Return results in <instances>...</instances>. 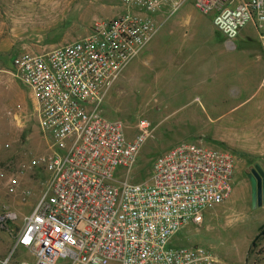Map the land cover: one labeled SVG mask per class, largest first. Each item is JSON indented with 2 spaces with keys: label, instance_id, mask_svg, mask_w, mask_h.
<instances>
[{
  "label": "built area",
  "instance_id": "built-area-1",
  "mask_svg": "<svg viewBox=\"0 0 264 264\" xmlns=\"http://www.w3.org/2000/svg\"><path fill=\"white\" fill-rule=\"evenodd\" d=\"M119 1L123 10L95 19L86 36L13 58L47 140L37 163L48 176L16 236V245L31 249L35 260L9 256L2 264H222L211 249L173 245L172 239L230 197L235 156L181 141L154 159L148 179H137L133 169L152 134L150 120L140 118L138 133L128 138L124 122L101 109L110 87L157 33V16L185 0ZM194 2L213 16L229 46L250 24L264 44V0ZM0 180L11 193L27 192L15 174L1 170ZM18 219L5 208L0 228L13 232Z\"/></svg>",
  "mask_w": 264,
  "mask_h": 264
},
{
  "label": "rangeland",
  "instance_id": "rangeland-1",
  "mask_svg": "<svg viewBox=\"0 0 264 264\" xmlns=\"http://www.w3.org/2000/svg\"><path fill=\"white\" fill-rule=\"evenodd\" d=\"M122 10L119 0H0V171L17 175L27 191L11 193L0 180V213L10 208L19 215L13 232L0 228V264L9 256L35 260L16 236L48 176L37 163L47 140L13 58L82 38L95 19ZM170 12L157 16V33L110 87L102 113L122 120L128 138L138 133L140 118L150 120L152 134L133 169L137 179H148L154 159L181 141L230 151L236 158L230 197L208 209L202 223L184 225L172 244L204 246L222 264H264V202L254 204L249 177L256 163L264 168V100H256L264 94V44L250 24L229 46L194 0Z\"/></svg>",
  "mask_w": 264,
  "mask_h": 264
},
{
  "label": "water",
  "instance_id": "water-1",
  "mask_svg": "<svg viewBox=\"0 0 264 264\" xmlns=\"http://www.w3.org/2000/svg\"><path fill=\"white\" fill-rule=\"evenodd\" d=\"M249 177L252 182L254 204H261L264 202V168L260 163H256L255 169Z\"/></svg>",
  "mask_w": 264,
  "mask_h": 264
},
{
  "label": "crops",
  "instance_id": "crops-1",
  "mask_svg": "<svg viewBox=\"0 0 264 264\" xmlns=\"http://www.w3.org/2000/svg\"><path fill=\"white\" fill-rule=\"evenodd\" d=\"M256 100H264V94L261 98H257Z\"/></svg>",
  "mask_w": 264,
  "mask_h": 264
},
{
  "label": "trees",
  "instance_id": "trees-1",
  "mask_svg": "<svg viewBox=\"0 0 264 264\" xmlns=\"http://www.w3.org/2000/svg\"><path fill=\"white\" fill-rule=\"evenodd\" d=\"M262 233L264 234V225H263V227H262Z\"/></svg>",
  "mask_w": 264,
  "mask_h": 264
}]
</instances>
